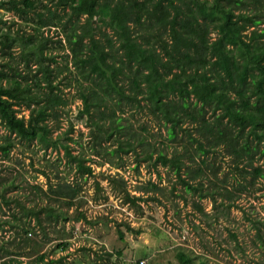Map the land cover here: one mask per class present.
<instances>
[{
  "label": "rangeland",
  "instance_id": "obj_1",
  "mask_svg": "<svg viewBox=\"0 0 264 264\" xmlns=\"http://www.w3.org/2000/svg\"><path fill=\"white\" fill-rule=\"evenodd\" d=\"M240 10L261 19L242 30L249 40L252 28H264V8L249 3L235 13ZM93 21L98 36L111 32L99 15ZM32 26L0 7V33L16 37L17 30L33 32ZM40 30L50 38L47 53L56 56L54 81L62 97L44 140L0 127V141L5 133L13 140L7 154L0 152V262L34 263L43 255L49 264H179L182 249L193 264H264V138L250 157L239 158L221 142L210 143L204 126L190 117L169 138V122L150 112L141 94L140 105L116 107L120 131L99 132L97 124L108 127L101 113L108 109L85 110L81 94L88 82L78 80L65 31ZM215 35L213 29L211 39ZM8 49L20 60L16 40ZM18 68L24 71L21 62ZM20 108L17 115L27 119L29 109ZM218 112L205 106L210 125ZM65 184L76 190L72 203Z\"/></svg>",
  "mask_w": 264,
  "mask_h": 264
},
{
  "label": "trees",
  "instance_id": "obj_2",
  "mask_svg": "<svg viewBox=\"0 0 264 264\" xmlns=\"http://www.w3.org/2000/svg\"><path fill=\"white\" fill-rule=\"evenodd\" d=\"M43 1L0 0V7L36 24L33 32L17 30L16 37L0 33V127L22 139H45L47 120L62 96L54 81L56 56L47 53L50 38L40 28L60 26L78 80L88 82L81 94L85 110L99 104L108 109L101 112L109 117L108 127L97 124L99 132L120 131L123 124L116 107L140 105L141 94L147 100L145 107L164 124L169 122V138L174 137L179 121L190 117L199 127L204 126L210 143L221 142L239 158L250 157L257 149V141L264 138V28H252L245 40L242 30L258 25L261 19L245 10L235 13V9L249 3L263 9L261 0ZM82 15L86 17L81 22ZM96 15L111 32L99 29L100 36L96 34ZM211 29L216 31L213 39ZM14 40L20 60L8 49ZM21 105L29 109L27 119L17 115ZM207 105L219 110L214 125L204 117ZM1 140L0 152L7 154L12 137L5 133ZM197 141L198 148L205 151L203 142ZM159 158L167 161L161 151ZM253 171L262 173L259 166ZM64 193L72 203L76 190L65 184ZM176 256L179 264H193L192 256L182 249ZM49 263L43 255L34 263L14 258L0 262ZM200 263L206 264L203 259Z\"/></svg>",
  "mask_w": 264,
  "mask_h": 264
}]
</instances>
